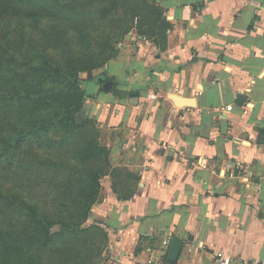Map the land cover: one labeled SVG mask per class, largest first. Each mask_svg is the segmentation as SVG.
Here are the masks:
<instances>
[{
    "label": "crops",
    "instance_id": "obj_1",
    "mask_svg": "<svg viewBox=\"0 0 264 264\" xmlns=\"http://www.w3.org/2000/svg\"><path fill=\"white\" fill-rule=\"evenodd\" d=\"M155 4L161 36L108 64L112 81L82 78L85 114L137 179L98 212L105 264H264V0Z\"/></svg>",
    "mask_w": 264,
    "mask_h": 264
},
{
    "label": "trees",
    "instance_id": "obj_2",
    "mask_svg": "<svg viewBox=\"0 0 264 264\" xmlns=\"http://www.w3.org/2000/svg\"><path fill=\"white\" fill-rule=\"evenodd\" d=\"M97 2L112 3L116 9L119 4L133 1L72 0L54 8L46 2L0 0V17L51 19L54 23L48 22L52 35L50 46L58 50L57 56L41 50L33 53L29 42L22 38L13 40L9 34L0 35V157L8 152L14 154L27 145L31 147L34 142L60 144L59 139L69 138L78 143L73 161L40 162L44 167L61 169L56 199L50 206L52 211L55 209L54 214L42 212L35 203L18 198L11 189L0 185V264H95L101 256L107 234L82 225L97 202L99 182L105 175L94 163L107 164L109 148L100 143L98 125L89 123V116L78 121V116L84 114L87 99L80 74L106 65L117 50L109 46L112 55L108 57L102 55L105 48L101 49L103 52L95 50L98 40L90 7ZM106 6L101 9L104 15H109L113 7ZM139 9V4H135L134 10ZM157 12L159 32L166 23L161 19L160 9ZM125 27L123 33L131 28L128 22ZM140 30L139 37L143 38ZM91 78L88 74L87 79ZM111 79L106 76L99 83L104 85ZM50 134L59 137L58 140ZM121 170L124 175L119 176L122 187L121 193L117 192L118 200L129 198L137 181L126 169ZM19 208L25 210L22 218L14 216ZM55 225L59 230L51 233Z\"/></svg>",
    "mask_w": 264,
    "mask_h": 264
},
{
    "label": "rangeland",
    "instance_id": "obj_3",
    "mask_svg": "<svg viewBox=\"0 0 264 264\" xmlns=\"http://www.w3.org/2000/svg\"><path fill=\"white\" fill-rule=\"evenodd\" d=\"M34 2H46L54 8L65 6L72 0H29ZM131 3H125L126 5L119 4L116 9H114V4L107 3L106 7H113V10L109 12V15H104L102 12L104 6L102 3L97 2L90 7V19L96 25L95 37L98 40L96 51H102L103 57H108L112 52L109 46H114L117 48L116 55L109 59L107 64L99 66L92 69L89 73H81V78H87L88 74L92 77H98L99 75H105L107 65L113 61L121 60L126 48L138 40L140 35L138 34V28H141V32L144 34V38L152 39L154 37H160V31L157 32L158 25V12L155 4V0H132ZM135 4H139V11L134 10ZM156 9H155V8ZM159 11V10H158ZM51 19L46 17H36V18H3L0 17V35L9 34L14 40V37L18 39H23L29 42L33 53L37 50L43 51L45 54L57 56L58 50L50 46V39L52 35L50 34V27L48 22L54 23ZM129 23L131 28L125 33V24ZM20 32L21 35L15 34ZM95 41V44L97 42ZM18 42V41H16ZM100 46L102 48H100ZM106 46V47H105ZM84 87L87 92H90L91 85L89 88V82L84 83ZM86 105V102H85ZM86 109V107H85ZM84 114L78 116V121L82 122L88 115ZM89 123L98 124L97 120L89 116ZM99 128V126H98ZM99 141L101 144L107 147L108 143V131L99 128ZM52 139L58 140L59 137L50 134ZM60 144H48L38 145L36 142L32 143L31 147H25L24 149L18 150L16 153H6L0 157V185L8 190L15 192L18 198H25L28 201L35 203L42 212L48 214H54L55 209L52 211L51 201L56 199V189L57 182L61 176V169L56 166L44 167L41 165V161L44 159L54 161L56 164H62L65 160L66 163L73 161L74 150L77 149L78 143L72 141L71 139L63 140L59 139ZM116 145V144H115ZM110 149V148H109ZM116 158L111 157V152L109 150L108 161L106 162H95L94 166L101 168L105 174L100 180V189L98 193L97 202H95L90 210L89 217L83 223L82 226H91L93 231L100 229L106 236V242L103 246L100 258L95 262V264H105V251L108 245V233L106 230V225L103 222V218L98 214L99 210H102L103 204L107 193L111 191L118 198L117 192L121 193L120 184L122 179L119 176L123 174L122 168L116 166ZM116 170V171H115ZM116 177H114V176ZM131 188L133 186L131 185ZM54 204V203H53ZM15 217L22 218L25 214V210L16 209ZM96 239L98 243V235L96 234ZM102 242H99L101 245Z\"/></svg>",
    "mask_w": 264,
    "mask_h": 264
},
{
    "label": "water",
    "instance_id": "obj_4",
    "mask_svg": "<svg viewBox=\"0 0 264 264\" xmlns=\"http://www.w3.org/2000/svg\"><path fill=\"white\" fill-rule=\"evenodd\" d=\"M109 87H110V83H107L106 88H109ZM58 230H59V226L55 225L53 227V229L51 230V233L57 232ZM182 244L183 243L178 239L171 240L170 245H169V251H168V259L169 260H172V261L177 260V257L179 255V252H180L181 247H182Z\"/></svg>",
    "mask_w": 264,
    "mask_h": 264
},
{
    "label": "built area",
    "instance_id": "obj_5",
    "mask_svg": "<svg viewBox=\"0 0 264 264\" xmlns=\"http://www.w3.org/2000/svg\"><path fill=\"white\" fill-rule=\"evenodd\" d=\"M168 245V241H163V246H167ZM218 257L219 260L222 264H229L230 263V257L228 255H222L221 253H218ZM154 264H161V263H158V262H155ZM162 264H165V263H162Z\"/></svg>",
    "mask_w": 264,
    "mask_h": 264
}]
</instances>
